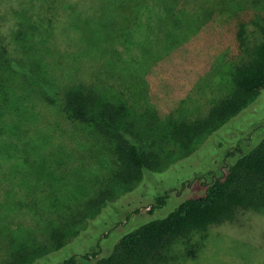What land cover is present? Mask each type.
I'll return each instance as SVG.
<instances>
[{
    "label": "rangeland",
    "instance_id": "obj_1",
    "mask_svg": "<svg viewBox=\"0 0 264 264\" xmlns=\"http://www.w3.org/2000/svg\"><path fill=\"white\" fill-rule=\"evenodd\" d=\"M118 3L0 0L5 54L29 64L21 71L27 85H11L33 113L15 120L40 130L24 136L22 129L21 138L35 142L20 141L19 161L11 164L0 152V264L93 263L84 255H107L127 229L203 195L234 158L264 141V88L229 121L193 137L188 150L173 131L205 119L229 96L244 49L261 37L248 23L241 44L238 23L262 22L264 0ZM68 26L76 30L62 33ZM38 73L51 86L31 78ZM82 84L99 92L98 104L124 107L116 128L122 136L109 137L137 146L141 172L122 164L113 138L65 115L64 90ZM256 187L264 198V180ZM160 195L166 204L152 211ZM166 251L170 264H264V203L240 208L232 220L179 238Z\"/></svg>",
    "mask_w": 264,
    "mask_h": 264
},
{
    "label": "trees",
    "instance_id": "obj_2",
    "mask_svg": "<svg viewBox=\"0 0 264 264\" xmlns=\"http://www.w3.org/2000/svg\"><path fill=\"white\" fill-rule=\"evenodd\" d=\"M118 1V4L120 1L125 5L129 2L131 7L138 8V6H144L148 0ZM248 23L257 25L261 37L252 47L244 49L246 56L233 72V89L229 96L219 100L205 119L193 123H181L177 125L176 130H173L175 136L184 145L181 146L186 150L193 137L200 136L206 129L213 128L217 122L229 121L245 107L256 92L264 88V17L259 23L253 19L239 21L237 37L243 45L247 38ZM66 28L73 27L60 28L61 32L66 33ZM69 29L67 34L71 36ZM74 30L76 29L73 28L72 31ZM14 62L7 52L5 54V46L0 39V152L11 164L17 162L13 159L18 160L21 157L16 154V151L20 150V141L34 147V139L21 138L22 129L25 132L24 136H38L40 132L38 128L30 131L25 123L17 125L19 122L15 120V116L21 119L23 115H31L30 113L33 112L26 106L27 98L23 93L20 92L21 95H19L11 85L12 82L17 84L19 82L18 86L21 88L27 85V82L22 80L21 71L29 68L28 61L20 59L18 65ZM31 78H37L36 81L40 82L41 86L43 84L51 86L52 81L46 80L41 73L35 76L32 74ZM43 90L46 97L51 95L47 93L46 88ZM98 93L85 84L65 89L63 92L65 115L73 123L91 125L97 133L108 136L110 139L113 137L109 136H122L116 132V128L124 107L120 106L118 109L110 101L98 104L97 101L100 98ZM9 107L24 109L25 112L22 115H16ZM17 130L21 131L20 135H17ZM14 135L18 138L13 137ZM114 140V152L127 170L130 173L141 172L145 168V162L137 146L123 137H117ZM26 159L24 156L20 164L25 165L28 160ZM262 180H264V141L250 152L234 158L224 175L214 178L207 184L203 195L189 197L166 214L127 229L129 232L127 231L128 233L116 242L107 255L97 257L99 250L85 254L86 259H90V255L95 258V262L87 264H154L158 261H161L160 264H170L169 251L166 250L172 248L175 240L205 232L214 225L232 220L240 208H257L264 203V198L259 196L256 187V184ZM166 199L167 195L158 196L152 211L163 207ZM193 253L194 256L197 255L195 251ZM72 262L73 259L65 263Z\"/></svg>",
    "mask_w": 264,
    "mask_h": 264
}]
</instances>
